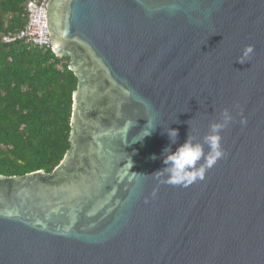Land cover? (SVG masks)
Returning a JSON list of instances; mask_svg holds the SVG:
<instances>
[{
    "label": "water",
    "instance_id": "95a60500",
    "mask_svg": "<svg viewBox=\"0 0 264 264\" xmlns=\"http://www.w3.org/2000/svg\"><path fill=\"white\" fill-rule=\"evenodd\" d=\"M46 25L77 79L69 147L0 174V264H264V0H47ZM225 109L203 180L152 175L169 127L207 153Z\"/></svg>",
    "mask_w": 264,
    "mask_h": 264
},
{
    "label": "trees",
    "instance_id": "16d2710c",
    "mask_svg": "<svg viewBox=\"0 0 264 264\" xmlns=\"http://www.w3.org/2000/svg\"><path fill=\"white\" fill-rule=\"evenodd\" d=\"M29 0H0V174L50 172L69 147L76 76L68 58L24 38Z\"/></svg>",
    "mask_w": 264,
    "mask_h": 264
},
{
    "label": "clouds",
    "instance_id": "9594fccd",
    "mask_svg": "<svg viewBox=\"0 0 264 264\" xmlns=\"http://www.w3.org/2000/svg\"><path fill=\"white\" fill-rule=\"evenodd\" d=\"M253 52V45L245 46L240 57H238L237 62L241 64L247 63ZM221 116V121L210 123V131L203 138L204 144H206L209 149L207 153L203 151L201 144L193 143L194 136L191 135L188 136L182 145L173 151L172 145L177 142L179 130L169 127L166 131L169 144L161 153L164 167L152 175H155L156 173L166 174L168 177V183L182 185L184 187H188L197 178L203 180L205 178L206 167H212L217 160L223 158L225 155L221 147L222 137L220 133L232 121V116L227 109L221 113ZM241 123L243 124L245 121L241 120ZM154 129L155 128H153V130ZM152 131L145 132L143 137L150 135ZM152 159H156V156H153ZM133 174L143 175L138 173Z\"/></svg>",
    "mask_w": 264,
    "mask_h": 264
},
{
    "label": "built area",
    "instance_id": "2783aa9c",
    "mask_svg": "<svg viewBox=\"0 0 264 264\" xmlns=\"http://www.w3.org/2000/svg\"><path fill=\"white\" fill-rule=\"evenodd\" d=\"M47 0H29L26 4L27 20L16 32L3 35L4 41L24 38L39 46L49 47L50 37L46 25Z\"/></svg>",
    "mask_w": 264,
    "mask_h": 264
}]
</instances>
